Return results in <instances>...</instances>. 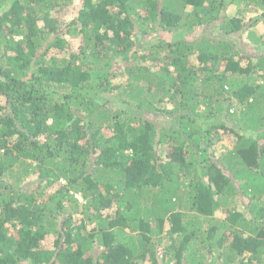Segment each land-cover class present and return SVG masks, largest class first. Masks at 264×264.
<instances>
[{
  "label": "trees",
  "instance_id": "1",
  "mask_svg": "<svg viewBox=\"0 0 264 264\" xmlns=\"http://www.w3.org/2000/svg\"><path fill=\"white\" fill-rule=\"evenodd\" d=\"M261 23L264 0H0V264H264Z\"/></svg>",
  "mask_w": 264,
  "mask_h": 264
},
{
  "label": "rangeland",
  "instance_id": "2",
  "mask_svg": "<svg viewBox=\"0 0 264 264\" xmlns=\"http://www.w3.org/2000/svg\"><path fill=\"white\" fill-rule=\"evenodd\" d=\"M229 13L231 14V15H234V14H236L237 12L235 11V8L234 7H232L230 10H229ZM255 15V13H248V17H253ZM215 29H217V28H215V26L214 27H211V28H209V29H206V30H204L203 32L204 33H206L207 35H209V34H215L214 32L216 31ZM219 30V29H218ZM254 30L255 31H257L258 33H264V26H263V23H261V25H256L255 27H254ZM203 33V34H204ZM217 33V32H216ZM173 35L174 34H172V37H173ZM179 36L181 37V38H183L185 35L181 32L180 34H179ZM170 37H171V34L169 33L168 35H167V32L165 33V38H168V39H170ZM242 41H244V43H245V48H243V49H245V51H246V54H248L247 56L248 57H251V58H253V59H257V58H259V57H261V56H264V51L263 52H258V51H256V52H254L253 50H251L252 48H253V44H251V43H249L250 41L248 40V38H247V36L244 34V35H242ZM74 44L75 45H78L79 44V41H77V40H75L74 39ZM244 46V45H243ZM251 50V51H250ZM255 50H258V49H255ZM139 63V62H138ZM145 109L147 110V106L145 107ZM148 117V116H147ZM153 119V120H155V121H157V120H160V119H164L165 117L164 116H162L161 114H154V113H150V119ZM230 143V139L229 138H225L224 140H223V142L222 143H219L218 145H217V147H216V149H217V153H219V152H221L222 150H224V145L225 144H229ZM230 146H232V145H230ZM222 214V213H221ZM221 217H223L222 215H221Z\"/></svg>",
  "mask_w": 264,
  "mask_h": 264
},
{
  "label": "crops",
  "instance_id": "3",
  "mask_svg": "<svg viewBox=\"0 0 264 264\" xmlns=\"http://www.w3.org/2000/svg\"><path fill=\"white\" fill-rule=\"evenodd\" d=\"M264 26V25H263Z\"/></svg>",
  "mask_w": 264,
  "mask_h": 264
}]
</instances>
